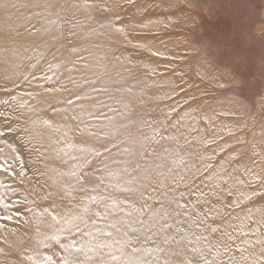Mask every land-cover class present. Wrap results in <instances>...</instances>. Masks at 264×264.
Instances as JSON below:
<instances>
[{
    "label": "rangeland",
    "instance_id": "1",
    "mask_svg": "<svg viewBox=\"0 0 264 264\" xmlns=\"http://www.w3.org/2000/svg\"><path fill=\"white\" fill-rule=\"evenodd\" d=\"M105 4L108 11L104 10ZM52 20L59 23L62 66L58 76L38 88L47 97L45 101L52 98L45 106L47 112L61 114L69 105L66 98L80 84L90 87V117L83 121L66 110L70 137L78 140L94 135L101 139L102 144L94 146V154L79 166L80 175L88 174L89 190L108 186L117 191L118 184L107 183L96 170L106 156H117L127 147L137 149L138 153L128 160L135 170L143 160H157L161 147L174 142H178L177 158L183 162L182 169L167 176L160 167L159 173L145 179L148 184L163 182L165 200L172 198L169 189L178 199L183 192L181 202L194 212L203 207L196 201L207 200L208 207H220L222 203L242 200L239 192L258 189L259 182L253 177H264V0H192L191 4L189 0H60ZM117 27L124 31L116 32ZM34 28L35 25L14 28L10 38L31 33ZM209 39L214 42L211 51L206 44ZM154 52L161 55H153ZM66 74L67 79L60 80ZM108 81L115 84L116 93L122 94V105L115 103ZM60 87L64 90L45 92L46 88ZM0 108L13 129L20 163L28 165L25 171H29L24 173V179L30 184L26 191L24 179L21 181L13 200L14 210H27L30 219L34 214L30 186L45 193L53 190L41 166L47 144L44 147L30 141L24 128L26 116L17 103L9 100ZM108 114H113L114 120L126 114L136 122L124 127L123 136H110L107 130L121 126L112 121L101 127ZM154 129L176 139H161ZM171 167L167 164L163 170ZM238 179L246 183L238 184ZM228 191L233 193L231 197ZM201 192L205 195L201 196ZM148 203L152 205L153 201ZM91 209L107 211L108 207L100 201L93 203ZM262 212L264 198L242 202L234 210L237 216L251 214L255 223L247 221L246 231L260 229L256 235L250 232L236 241L249 240L251 245L242 247L257 255L262 245L255 241L264 238V228L259 224ZM134 217L147 219L140 214ZM54 258L59 260V251Z\"/></svg>",
    "mask_w": 264,
    "mask_h": 264
},
{
    "label": "bare ground",
    "instance_id": "2",
    "mask_svg": "<svg viewBox=\"0 0 264 264\" xmlns=\"http://www.w3.org/2000/svg\"><path fill=\"white\" fill-rule=\"evenodd\" d=\"M9 3L15 4L16 7H9L7 10L0 8V89H9L6 93L0 92V105L9 100L17 103L26 116L24 128L30 141L44 144V147L47 144L45 149L47 155L41 166L45 169V177L50 179L48 184L53 188L52 192L56 194L45 199L43 197L46 193L32 188L33 185H31L29 190L31 189L30 196L34 212L32 217L28 219L27 210H14L13 200L17 197L16 193H19L21 181L26 177L24 173L29 171H25L28 165L24 167L20 163L15 137L11 132L5 131V135L0 136V250H2L0 264H46L45 257L52 256L55 260L57 251L60 256H67L58 244L45 240L46 235L56 234L60 242L64 244L75 241L77 246L84 247L85 250L88 247L95 248L100 243H111L113 239L123 241L127 239L124 236L125 231L129 233V236H133L132 228L140 230L134 227L140 226L136 223L137 218L134 216L139 214L138 209L143 203L138 197L132 195L128 197L129 193L121 189H139L141 185L147 186L145 179L152 174L155 175L154 173L158 172L160 167L167 176L180 171L183 162L177 158L178 142L163 145L157 160H143L135 170L128 160L138 153L137 149L127 147L117 156H106L103 160L104 164L101 163L96 170L107 183H117V191L108 186L89 190V181L83 184L77 183L76 178L68 173L76 172L79 176V166L94 154V146H100L102 143L100 137L94 135L78 140L70 137L66 110L83 121L90 117L92 101L87 94L90 87L86 85L81 87L80 84L75 92L66 98V100H72V103L62 109L61 114L47 112L45 106L52 98L45 101L47 97H43L38 88L42 82L48 80L46 77L52 79L58 76L62 66L58 42L59 23L52 20L60 0H9ZM28 25H35L33 32L21 33L18 38H10L14 28H23ZM67 76V74L61 76L60 80L67 79ZM107 85L110 93L116 98L115 103L118 101L117 104L122 105V94L116 93L115 84L108 81ZM42 100L43 103L40 102ZM0 112L4 113L1 108ZM6 117V113L5 116H0V131H4L9 126L8 121L5 123ZM114 119L113 114H108L106 121L103 124L100 123L101 127L106 122L120 123L121 128L106 131L110 136L113 134L123 136L124 127L136 122L132 116L126 114L120 116V120ZM44 120L50 121L51 126L45 125ZM179 155L181 156V152ZM167 164L172 165L171 171L163 170ZM53 180L58 183L53 185ZM29 184L30 180H23L26 191ZM91 197H96L95 203L103 201L107 205V220H99L91 216L93 212ZM85 206L90 209L87 214L83 213ZM45 209H48V212H45ZM49 212L57 217L59 223L52 220L48 215ZM77 214L84 215L85 222L77 221L79 231L72 229L70 233L63 221ZM109 224H115L120 232L117 233L114 228H110ZM62 227L65 231L59 232L58 229ZM107 231H111L113 236L102 235ZM41 241L50 247H44ZM132 246L149 247L143 237L139 243L133 240ZM115 247L117 246L114 245L113 249H103V252L113 251ZM127 251L130 252L131 248L129 247ZM78 258L83 261V264H97L100 255L97 251H92L87 252L86 255L80 253Z\"/></svg>",
    "mask_w": 264,
    "mask_h": 264
},
{
    "label": "snow or ice",
    "instance_id": "3",
    "mask_svg": "<svg viewBox=\"0 0 264 264\" xmlns=\"http://www.w3.org/2000/svg\"><path fill=\"white\" fill-rule=\"evenodd\" d=\"M192 0H189L191 4ZM128 3H133V0H128ZM15 8V4H10L9 0H0V8ZM104 10L108 11V7L105 4ZM119 19V17H117ZM115 31L122 33L124 30L122 28H115ZM213 41L211 39L206 41L209 51L213 48ZM75 51V49H73ZM153 55H161L160 53L154 52ZM35 79V77H34ZM46 79H51L46 77ZM242 85V81H239ZM219 87H224L220 84ZM3 91H9V89H0ZM63 87L60 88H46L45 92L53 93L63 91ZM14 99V97H13ZM77 99L79 97L77 96ZM68 104L72 103V100L67 101ZM57 111V109H53ZM175 111V109H173ZM0 116H5V113L0 112ZM76 119V117H72ZM7 123V120L5 121ZM45 125L51 126V122L44 120ZM5 131L12 132L11 126L5 128L4 131H0V136L5 135ZM155 135L160 136L161 139L175 140V137L163 136L158 130H155ZM90 135L92 133H89ZM229 135H232L229 132ZM154 138V137H152ZM145 139H149L146 137ZM214 142V141H211ZM238 143H244L243 140H239ZM107 151V149H105ZM98 156L99 152L96 153ZM75 159V158H74ZM232 159H236L233 156ZM210 167V165H209ZM171 171V169H169ZM246 171L250 172V169ZM23 173H21L22 175ZM76 178L77 183L87 182V173L82 175H77L76 172L68 173ZM185 178L180 177L183 181ZM254 180L259 182V187L253 188L250 192H239V196L242 200H232L230 203H222L220 207L213 204L208 207V201H196L195 203L202 204L203 207L200 211L190 212L187 210L188 205L182 203L181 200L184 199V193L180 192L179 199L175 194H173L172 189H169V193L172 195L170 200L162 199L167 194L161 191L163 187V182L156 181L150 182L147 186L141 185L139 189L123 188L122 191L128 192L130 195L138 197L143 204L138 209L140 216H147L145 219H137L136 223L140 225V230L132 228L133 233L139 232L135 237L129 236L127 231L124 232V236L127 237L125 240L113 239L111 243H100L93 247H88L85 250L84 247L77 246L75 241L69 244H64L60 242L59 237L56 234L46 235L45 240H51L55 244H58L60 249L67 256L61 255L59 260H54L52 256L45 257L46 264H83L78 258V254L92 251H97L100 255V259L97 264H264V238L257 239L255 243L262 245L259 255L255 252H250L247 248L242 247L243 244L251 245L249 240H241L240 243H236L239 237H246L251 232L252 235H256L260 229H249L247 221H252V216L249 213L246 216H237L234 214V210L240 208L241 203L245 201H252L255 198H264V177L254 176ZM175 182V181H173ZM58 181L53 180V185H56ZM238 184H245L246 182L242 179L237 180ZM187 187V185H185ZM249 187L252 185L249 183ZM153 193L157 195L154 197ZM55 192L46 193L45 199L50 196L55 195ZM201 196L205 195L203 192L200 193ZM227 195L231 197L233 193L231 191L227 192ZM93 203L96 202V197L90 198ZM219 200V197H216ZM153 201L150 205L148 202ZM125 203L127 201H124ZM154 205H159V208H154ZM231 209L232 211H229ZM48 212V209H45ZM90 209L85 206L83 208V213L87 214ZM53 221L59 223L57 217L48 213ZM91 216L99 220H107L108 212L101 211L97 209L91 213ZM77 221L83 223L85 222V216L77 214L69 219L63 221L64 225L67 227L68 231L71 233L72 229L79 231V225ZM95 223V220H93ZM260 228H264V212L261 214V220L259 221ZM110 228H114L117 233L120 229L116 227L115 224H109ZM195 229L196 231H193ZM231 229V230H229ZM39 232V229H37ZM59 232L65 231L62 227L58 229ZM91 235V234H89ZM102 235L107 237H112L113 233L107 231L102 233ZM264 237V234H261ZM141 237L145 241L150 242L152 247H136L132 246V241L135 239L137 243L140 242ZM43 244V241H41ZM107 253L103 252V249H113ZM44 247H50L48 244H43ZM131 248L128 252L127 249ZM2 251V250H0ZM141 254L137 256L136 254ZM239 254V255H237ZM105 256L107 258H105ZM71 257V259H69ZM135 257V258H133ZM89 259H91L89 257Z\"/></svg>",
    "mask_w": 264,
    "mask_h": 264
}]
</instances>
